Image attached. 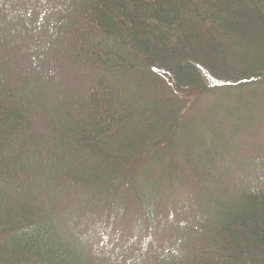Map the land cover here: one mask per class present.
<instances>
[{
  "label": "trees",
  "instance_id": "obj_1",
  "mask_svg": "<svg viewBox=\"0 0 264 264\" xmlns=\"http://www.w3.org/2000/svg\"><path fill=\"white\" fill-rule=\"evenodd\" d=\"M7 2L0 264H264V0H71L24 70Z\"/></svg>",
  "mask_w": 264,
  "mask_h": 264
},
{
  "label": "rangeland",
  "instance_id": "obj_2",
  "mask_svg": "<svg viewBox=\"0 0 264 264\" xmlns=\"http://www.w3.org/2000/svg\"><path fill=\"white\" fill-rule=\"evenodd\" d=\"M70 1L71 0H12L9 6L7 2L1 9L4 11L3 19L5 20L6 30L9 31L14 38L16 37L19 40L16 45L11 46L9 50H14L23 70L24 68L29 69L36 65V62L32 64L30 60L33 59L34 56L41 55L42 53L45 55L47 51L45 47L49 46V39L51 37L54 38V40L61 39L62 41L65 36V29H67L66 26L69 24V21H67L69 13H66L63 5L66 2L65 7H67ZM73 1L80 3L83 0ZM9 44L10 43L7 42L6 45L8 46ZM50 57H54L55 61H58L60 54L53 50V52H47L45 55V59H49ZM37 70H39L41 74H49L53 77L51 80H47L48 83H51L54 79L61 80L62 83H66L65 81H67V72L64 75L66 65L58 68L56 62L53 67L44 68L43 65L37 64ZM190 100L194 103L193 99ZM210 100L211 96L209 93L205 94L198 105V109L197 107L192 108L194 105H191L190 109L192 108V111L190 113L194 114L195 117H199L207 109L209 105H207V103ZM226 120L232 124L234 123L233 119ZM227 121L222 120L221 133L226 141V146L232 145V148H228V150L232 153H236L238 151L237 148L241 144L237 140L239 134L235 133L232 135V131H236V129H234L232 125L230 126ZM255 131L256 128L254 125L248 130V133L250 136H253ZM136 247V244L128 247L126 257L130 260V264H157L154 259L146 262L145 260L149 258L148 256H144L141 260L139 258L140 261H138L135 257Z\"/></svg>",
  "mask_w": 264,
  "mask_h": 264
}]
</instances>
